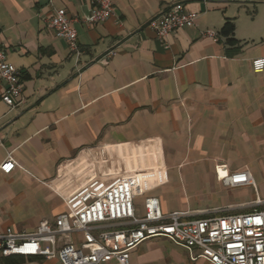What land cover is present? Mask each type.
Listing matches in <instances>:
<instances>
[{
  "label": "crops",
  "instance_id": "0c3cea01",
  "mask_svg": "<svg viewBox=\"0 0 264 264\" xmlns=\"http://www.w3.org/2000/svg\"><path fill=\"white\" fill-rule=\"evenodd\" d=\"M95 1L0 0V46L24 85L23 104L10 109L0 79V165L8 156L17 163L10 174L0 170V231L54 221L67 211L56 186L89 170L166 168L168 180L150 194L164 215L184 212L186 220L264 209V71L252 67L264 57V0H113L111 17L86 25ZM175 3L196 12L197 23L161 40L148 23ZM58 9L78 31L79 70L68 43L47 26ZM228 20L232 36L221 32ZM208 29L217 41L203 36ZM82 155L89 165L67 175ZM245 170L253 184L224 185ZM31 258L21 264H60ZM130 264L211 263L154 237L132 251Z\"/></svg>",
  "mask_w": 264,
  "mask_h": 264
},
{
  "label": "built area",
  "instance_id": "2783aa9c",
  "mask_svg": "<svg viewBox=\"0 0 264 264\" xmlns=\"http://www.w3.org/2000/svg\"><path fill=\"white\" fill-rule=\"evenodd\" d=\"M113 0H97L81 21L86 25L105 21L114 14ZM198 14L175 3L166 11L154 15L148 26L161 40L178 29L196 25ZM55 35L64 39L77 70L82 68V49L74 20L65 9H58L47 21ZM203 36L217 41V31L208 29ZM115 51L103 57L106 60ZM254 72L264 71V57L252 62ZM0 79L5 82L1 100L16 109L24 102V85L18 67L8 59L0 46ZM101 153L104 150L101 149ZM17 167L8 156L0 170L10 174ZM168 180L164 167L113 175L109 172L76 174L68 184L56 186L67 211L54 221L44 219L32 232L7 227L0 231V264L11 256L57 259L60 264H103L117 261L130 264L132 251L143 241L166 237L185 247L193 259L204 258L211 264H264V209H254L240 215H225L194 220L184 219V212L164 215L159 198L150 192ZM65 181V180H64ZM226 186L253 184L250 171H238L223 178ZM143 197V212L137 210V199ZM78 233L82 241L70 240Z\"/></svg>",
  "mask_w": 264,
  "mask_h": 264
},
{
  "label": "trees",
  "instance_id": "16d2710c",
  "mask_svg": "<svg viewBox=\"0 0 264 264\" xmlns=\"http://www.w3.org/2000/svg\"><path fill=\"white\" fill-rule=\"evenodd\" d=\"M234 28H235V25H234L233 21L228 20L224 24L221 32H222V34H224L226 36H232L234 34ZM232 39L233 38H229V41L230 42L233 41ZM5 259L8 261V264H21V263L25 262L26 260H30L32 258L31 257L26 258L24 256H11V257H8Z\"/></svg>",
  "mask_w": 264,
  "mask_h": 264
},
{
  "label": "rangeland",
  "instance_id": "374dc122",
  "mask_svg": "<svg viewBox=\"0 0 264 264\" xmlns=\"http://www.w3.org/2000/svg\"><path fill=\"white\" fill-rule=\"evenodd\" d=\"M93 156H95V155H93ZM98 157H99V158H97L98 162L103 161V158L101 156H98ZM89 163H90V159L86 155H82V158L77 160L76 164H70V165L66 166V169H64V172H66L67 175H69L73 172H78L79 168L81 169L82 167L89 165ZM65 179H68V177ZM138 200L142 201L143 197H139Z\"/></svg>",
  "mask_w": 264,
  "mask_h": 264
}]
</instances>
